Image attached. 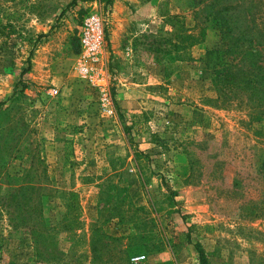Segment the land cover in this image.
<instances>
[{
	"label": "rangeland",
	"instance_id": "374dc122",
	"mask_svg": "<svg viewBox=\"0 0 264 264\" xmlns=\"http://www.w3.org/2000/svg\"><path fill=\"white\" fill-rule=\"evenodd\" d=\"M108 1L0 0V264H127L128 245L143 264H199L197 241L209 264H264V121L213 87L224 46L203 3ZM90 12L102 88L76 68Z\"/></svg>",
	"mask_w": 264,
	"mask_h": 264
},
{
	"label": "trees",
	"instance_id": "16d2710c",
	"mask_svg": "<svg viewBox=\"0 0 264 264\" xmlns=\"http://www.w3.org/2000/svg\"><path fill=\"white\" fill-rule=\"evenodd\" d=\"M198 1L203 3L202 11L205 13V20L218 31L224 46L212 70L213 87L222 100L231 98L247 100L264 121V0ZM255 164L256 172L262 181L261 203L264 204V150L257 155ZM67 195L71 201L77 198V193L74 191H67ZM33 205L30 204L29 208ZM71 207V205L68 206L69 209ZM37 210L39 211L30 210L29 233L35 254L42 256L41 247L48 244V236L54 227L45 221L41 207ZM69 215L70 212H67L63 218L66 219ZM64 225L65 222L62 226ZM65 228L72 230V227L67 225ZM123 238L125 237H114L115 240ZM194 246L198 252L199 264H209L202 244L197 241ZM125 251L127 264H129L131 257L134 256L135 248L128 245Z\"/></svg>",
	"mask_w": 264,
	"mask_h": 264
},
{
	"label": "built area",
	"instance_id": "2783aa9c",
	"mask_svg": "<svg viewBox=\"0 0 264 264\" xmlns=\"http://www.w3.org/2000/svg\"><path fill=\"white\" fill-rule=\"evenodd\" d=\"M79 45L76 68L80 76L89 85L102 88L106 82L103 52L104 28L98 13L90 12L84 17L79 33ZM144 259L145 255L140 254L132 256L130 261L132 264H143Z\"/></svg>",
	"mask_w": 264,
	"mask_h": 264
}]
</instances>
